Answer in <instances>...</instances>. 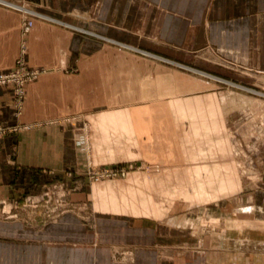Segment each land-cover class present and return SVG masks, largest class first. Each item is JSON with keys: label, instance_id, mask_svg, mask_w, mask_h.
I'll use <instances>...</instances> for the list:
<instances>
[{"label": "crops", "instance_id": "obj_1", "mask_svg": "<svg viewBox=\"0 0 264 264\" xmlns=\"http://www.w3.org/2000/svg\"><path fill=\"white\" fill-rule=\"evenodd\" d=\"M27 1L43 15L34 18L25 33L19 10L0 3V72L10 71L23 57L36 74L25 81L22 103L15 95L13 82L0 85V122L16 124L12 126L14 130L0 136L1 203L13 204L71 167L72 159L79 154L77 124L81 122L99 125L101 137L95 144L99 149L96 154L103 149L99 153L112 159L124 153L121 148L110 145L112 133L131 141L135 137L134 119L143 121L152 106L136 105L156 100L155 96L132 99V94L127 101L126 92L135 90L132 93L136 95L139 78L156 79L163 75L159 61L183 68L161 66L171 78L178 72L206 77L195 70L205 71L202 52L235 68L264 74V0ZM78 11H84L85 16L73 13ZM209 70L214 75L227 73L223 67ZM158 89L162 88L149 84L148 90L156 92ZM151 126L152 122L146 123L147 129ZM208 150L211 159L201 155L204 160L201 158L192 168L187 166L188 171L192 169L191 176L196 178H191L192 191L183 181L174 185L168 174L162 175L160 180L154 173L148 180L141 179L139 187L144 188L151 199L147 208L149 214L141 203L138 207L141 213L136 215L108 211L104 205L116 199L107 195L108 191L101 194L99 203L103 208L95 209L92 183L89 191L78 190L72 197L78 199L84 195L85 199H92L96 216L129 220L135 231L141 232L135 235L147 229L146 221L150 225L157 221L150 229L155 237L182 236L183 241H188L185 244H189L190 236L197 235L201 248L218 249L221 241L213 236L221 235V231L209 230L212 237L207 236L206 228L193 231L189 223L184 224L189 218L187 210L182 211L180 225L172 222H178L177 199L212 189L219 191V198L235 192L232 190L235 181L228 176L229 170H221L218 155L212 152L214 149ZM122 192L124 198L129 196L124 189L117 194ZM158 194L162 198H157ZM164 203L167 206L172 203L169 209L165 208V219L158 217ZM248 208L243 207L247 211ZM61 237L70 241L72 233L58 230L57 220L39 228L6 222V226L0 228V264L95 263L91 243L77 239L62 242ZM64 247L73 259L65 261L60 252Z\"/></svg>", "mask_w": 264, "mask_h": 264}, {"label": "rangeland", "instance_id": "obj_2", "mask_svg": "<svg viewBox=\"0 0 264 264\" xmlns=\"http://www.w3.org/2000/svg\"><path fill=\"white\" fill-rule=\"evenodd\" d=\"M0 3L19 10L24 33L30 30L34 18L43 15L27 0H0ZM73 13L85 16L84 11ZM201 54L206 62L205 69H201L205 71L195 70L206 77L178 72L171 78L161 66H178L159 61L163 75L156 79L151 76L139 78L136 95L132 93L135 90L126 92L127 101L132 94V99H153L155 96L156 100L141 101L136 105L152 104L143 121L138 118L133 121L135 139L124 141L123 136L111 132L110 145L124 151L116 158L100 154L103 149L96 154L99 149L95 144L101 137L98 124L89 121L77 124L79 154L72 159L71 167L50 178L43 188L24 194L13 204L0 202V228L5 227L6 222L39 228L57 220L58 230L72 233L70 241L67 237H61L60 241L76 242L77 239L93 245V264H231L235 260L237 264H264V74L238 69L216 56ZM25 63L23 57L19 58L10 71L0 72L5 76L0 77V85L13 82L20 103L25 81L36 75ZM220 67L227 69V73L217 76L209 70ZM178 69L183 70L182 67ZM231 71L235 73L230 74ZM149 84L162 89L150 91ZM147 122H152L148 129ZM13 125L16 124L0 122V136L14 130ZM208 149H214L212 152L218 155L219 168L229 170L228 176L235 181L232 182L235 192L219 198V191L212 189L177 199L178 222L171 221L180 225L182 211L187 210L189 218L183 223H189L193 231L206 228L208 237H212L209 230L213 228L221 231V235L213 236L221 241L218 249L201 248L197 235L190 236L189 244H185L188 241H183L182 236L155 237L150 229L157 221L151 225L146 221L144 227L147 229L135 235L141 232L135 231L129 220L96 216L92 199H85L84 195L78 199L72 197L78 190L89 191L92 183L95 209L103 208L99 203L101 194L108 191L107 195L116 199L106 203L105 209L139 214V204H144L147 209L150 199L144 188L139 187L141 179L148 180L154 173L160 180L162 175L168 174L166 176L174 185L183 181L192 191L191 178H196L191 176L192 169L188 171L187 166L192 168L201 162V155L211 159ZM162 166L163 170L159 171ZM122 189L129 195L127 198L123 192L117 194ZM157 198L162 195L158 194ZM166 206L164 203L158 217L165 219V208L169 209L172 203ZM244 206H249L248 211L243 209ZM60 252L65 261L73 259L66 247Z\"/></svg>", "mask_w": 264, "mask_h": 264}, {"label": "built area", "instance_id": "obj_3", "mask_svg": "<svg viewBox=\"0 0 264 264\" xmlns=\"http://www.w3.org/2000/svg\"><path fill=\"white\" fill-rule=\"evenodd\" d=\"M0 77H5V76H3V75H0Z\"/></svg>", "mask_w": 264, "mask_h": 264}]
</instances>
